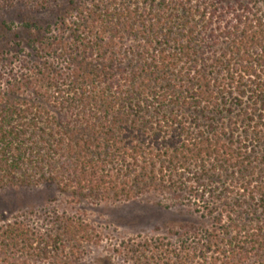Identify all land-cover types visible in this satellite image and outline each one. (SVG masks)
I'll use <instances>...</instances> for the list:
<instances>
[{"label":"trees","instance_id":"16d2710c","mask_svg":"<svg viewBox=\"0 0 264 264\" xmlns=\"http://www.w3.org/2000/svg\"><path fill=\"white\" fill-rule=\"evenodd\" d=\"M26 28L19 69L0 65V189L188 192L228 208L205 261L264 264V0H69ZM51 215L4 216L0 264H80L97 233Z\"/></svg>","mask_w":264,"mask_h":264},{"label":"rangeland","instance_id":"374dc122","mask_svg":"<svg viewBox=\"0 0 264 264\" xmlns=\"http://www.w3.org/2000/svg\"><path fill=\"white\" fill-rule=\"evenodd\" d=\"M68 3L0 0V65L9 69L12 64L18 70L20 62L15 57L21 49L27 53L25 47L31 36L26 23L46 26ZM203 202L188 192L171 191L92 202L77 200L55 185L16 187L0 189V227L4 216L12 219L15 215L23 216L31 225L45 227L51 213L58 212L83 220L99 237L96 245L88 246L80 264H146L139 256L146 244L150 245L145 253L151 264H211L212 252L207 261L204 259L208 244L204 229L214 230L213 216L226 214L228 208L219 202L211 215Z\"/></svg>","mask_w":264,"mask_h":264}]
</instances>
